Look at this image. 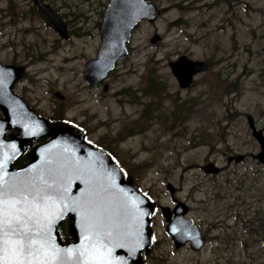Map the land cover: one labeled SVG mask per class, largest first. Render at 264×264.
Segmentation results:
<instances>
[{"label": "rangeland", "instance_id": "1", "mask_svg": "<svg viewBox=\"0 0 264 264\" xmlns=\"http://www.w3.org/2000/svg\"><path fill=\"white\" fill-rule=\"evenodd\" d=\"M44 1L70 39L32 0H0V62L21 67L14 93L40 116L61 114L88 143L109 147L154 203V243L143 264H264V164L247 120L264 136V0H150L161 15L134 28L128 53L96 85L84 79L85 63L100 46L108 0ZM154 34L160 40L151 43ZM180 55L210 63L187 89L168 66ZM151 70L161 85L154 95L145 91ZM237 154L240 162H227ZM208 162L223 169L207 174ZM175 200L205 237L199 250L175 248L165 231L157 206Z\"/></svg>", "mask_w": 264, "mask_h": 264}, {"label": "water", "instance_id": "2", "mask_svg": "<svg viewBox=\"0 0 264 264\" xmlns=\"http://www.w3.org/2000/svg\"><path fill=\"white\" fill-rule=\"evenodd\" d=\"M32 1L46 22L68 40V26L60 15L43 0ZM160 15L149 0H109L100 25L101 45L95 58L85 63L86 82L96 85L106 80L128 53L133 29ZM159 40L158 34L150 38L151 43ZM168 66L180 88L190 87L194 76L208 68L205 61L186 55L170 60ZM20 76L21 68L0 63V264H143L142 253L153 245L148 227L154 203L127 183L112 158L87 143L78 128L29 109L12 90ZM55 96L63 98L57 92ZM247 120L260 145L255 157L264 164V136L252 116ZM45 138L32 149L26 164L14 167L27 143ZM243 158L237 154L227 162ZM202 169L208 174L220 171L212 162ZM167 188L173 196L175 188L170 183ZM175 204L159 205L166 233L175 248L188 244L199 250L204 236L186 216L188 207L176 200ZM66 220L72 239L63 242L59 227Z\"/></svg>", "mask_w": 264, "mask_h": 264}, {"label": "trees", "instance_id": "3", "mask_svg": "<svg viewBox=\"0 0 264 264\" xmlns=\"http://www.w3.org/2000/svg\"><path fill=\"white\" fill-rule=\"evenodd\" d=\"M159 81H157V79L155 78L154 76V72L153 70H151L150 74H149V77H148V86L147 88L145 89V91L147 93H150V94H156L159 92V90L161 89V85H159ZM51 118L55 119V120H61L63 119L64 117L61 115V114H56L54 116H51ZM100 144V143H99ZM98 147V146H97ZM99 148H102L103 150L107 151L112 157L113 159L115 160V157H114V154L113 152L110 150L109 147L105 146L104 144H100V147ZM29 149H31V147H29ZM29 161V154L28 152L24 153L14 164V166H22L24 165L25 163H27ZM116 161V160H115ZM119 166H123L122 163L120 162H116ZM125 180L128 182V183H131L130 181V175L129 173L125 170ZM146 196V195H145ZM147 197V196H146ZM59 233H60V238L62 241L64 242H67L68 240L72 239V235L69 231V227H68V221H63L59 227Z\"/></svg>", "mask_w": 264, "mask_h": 264}, {"label": "flooded vegetation", "instance_id": "4", "mask_svg": "<svg viewBox=\"0 0 264 264\" xmlns=\"http://www.w3.org/2000/svg\"><path fill=\"white\" fill-rule=\"evenodd\" d=\"M44 1V0H43ZM109 1V0H108ZM45 2V1H44ZM46 3V2H45ZM48 4V3H47ZM103 16V12H102V15H101V17ZM101 22H102V19H101ZM101 22L99 23V33H100V25H101ZM100 37H101V35H100ZM70 39V38H69ZM101 42H102V39H101ZM100 45H101V43H100ZM2 63V62H1ZM207 63H208V65H209V67H210V63L207 61ZM5 64V63H4ZM21 68V67H20ZM21 72H22V70H21ZM104 84V83H103ZM53 119V118H52ZM223 169V168H222Z\"/></svg>", "mask_w": 264, "mask_h": 264}]
</instances>
